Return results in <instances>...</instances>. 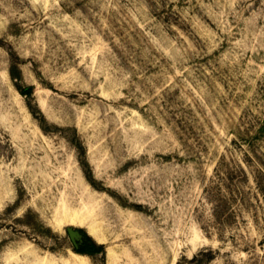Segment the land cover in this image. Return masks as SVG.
<instances>
[{"label": "rangeland", "instance_id": "obj_1", "mask_svg": "<svg viewBox=\"0 0 264 264\" xmlns=\"http://www.w3.org/2000/svg\"><path fill=\"white\" fill-rule=\"evenodd\" d=\"M0 264H264V0H0Z\"/></svg>", "mask_w": 264, "mask_h": 264}, {"label": "trees", "instance_id": "obj_2", "mask_svg": "<svg viewBox=\"0 0 264 264\" xmlns=\"http://www.w3.org/2000/svg\"><path fill=\"white\" fill-rule=\"evenodd\" d=\"M97 243L92 238H89V244H86L84 248L79 250V252L87 255H93L97 252V249H99L98 251L103 249L101 248L102 246H98Z\"/></svg>", "mask_w": 264, "mask_h": 264}, {"label": "water", "instance_id": "obj_3", "mask_svg": "<svg viewBox=\"0 0 264 264\" xmlns=\"http://www.w3.org/2000/svg\"><path fill=\"white\" fill-rule=\"evenodd\" d=\"M68 234L73 241L75 247L78 249L77 240L80 238L79 233L73 229H68Z\"/></svg>", "mask_w": 264, "mask_h": 264}]
</instances>
